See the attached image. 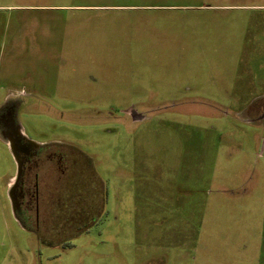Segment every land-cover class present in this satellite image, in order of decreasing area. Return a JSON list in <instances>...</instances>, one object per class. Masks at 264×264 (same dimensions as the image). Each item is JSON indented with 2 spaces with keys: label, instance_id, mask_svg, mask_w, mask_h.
I'll use <instances>...</instances> for the list:
<instances>
[{
  "label": "rangeland",
  "instance_id": "1",
  "mask_svg": "<svg viewBox=\"0 0 264 264\" xmlns=\"http://www.w3.org/2000/svg\"><path fill=\"white\" fill-rule=\"evenodd\" d=\"M7 98L60 160L21 222L0 135V264H264V0H0Z\"/></svg>",
  "mask_w": 264,
  "mask_h": 264
},
{
  "label": "flooded vegetation",
  "instance_id": "2",
  "mask_svg": "<svg viewBox=\"0 0 264 264\" xmlns=\"http://www.w3.org/2000/svg\"><path fill=\"white\" fill-rule=\"evenodd\" d=\"M17 105L18 107L21 105L20 101L17 103L15 98H7L0 106V135L8 147L12 146L17 165L16 175L10 182L9 196L13 210L17 216H20L21 222L28 223L31 216H34L38 222L41 193L40 164L44 159L45 162L54 163L58 167L60 159L55 151L42 154L44 148L54 145L52 142L34 141L25 134L24 129H21L20 121L16 117L19 109Z\"/></svg>",
  "mask_w": 264,
  "mask_h": 264
},
{
  "label": "water",
  "instance_id": "3",
  "mask_svg": "<svg viewBox=\"0 0 264 264\" xmlns=\"http://www.w3.org/2000/svg\"><path fill=\"white\" fill-rule=\"evenodd\" d=\"M9 149H10V151H11V154L13 155V157H14V159H15V154H14V151H13V148H12V146L10 145L9 146ZM16 160V159H15Z\"/></svg>",
  "mask_w": 264,
  "mask_h": 264
}]
</instances>
